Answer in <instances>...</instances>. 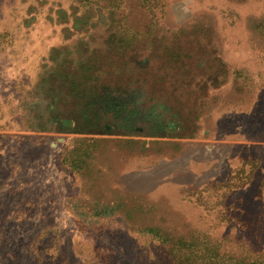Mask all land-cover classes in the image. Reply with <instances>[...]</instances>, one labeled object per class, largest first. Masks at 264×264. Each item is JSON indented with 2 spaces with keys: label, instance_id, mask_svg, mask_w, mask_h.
Returning <instances> with one entry per match:
<instances>
[{
  "label": "rangeland",
  "instance_id": "obj_1",
  "mask_svg": "<svg viewBox=\"0 0 264 264\" xmlns=\"http://www.w3.org/2000/svg\"><path fill=\"white\" fill-rule=\"evenodd\" d=\"M0 264H264V0H0Z\"/></svg>",
  "mask_w": 264,
  "mask_h": 264
},
{
  "label": "bare ground",
  "instance_id": "obj_2",
  "mask_svg": "<svg viewBox=\"0 0 264 264\" xmlns=\"http://www.w3.org/2000/svg\"><path fill=\"white\" fill-rule=\"evenodd\" d=\"M165 185H166V184H165ZM165 192H167V191H165ZM167 193H168V192H167ZM165 194H166V193H165ZM167 196H169V195H167ZM166 199H167V202H168L169 198H166ZM166 199H165V200H166ZM170 206H171V205H170Z\"/></svg>",
  "mask_w": 264,
  "mask_h": 264
},
{
  "label": "crops",
  "instance_id": "obj_3",
  "mask_svg": "<svg viewBox=\"0 0 264 264\" xmlns=\"http://www.w3.org/2000/svg\"><path fill=\"white\" fill-rule=\"evenodd\" d=\"M2 150H4V148H3ZM6 162H7V161H6Z\"/></svg>",
  "mask_w": 264,
  "mask_h": 264
}]
</instances>
